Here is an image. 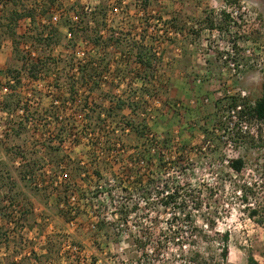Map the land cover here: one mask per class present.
I'll return each mask as SVG.
<instances>
[{
  "label": "rangeland",
  "instance_id": "rangeland-1",
  "mask_svg": "<svg viewBox=\"0 0 264 264\" xmlns=\"http://www.w3.org/2000/svg\"><path fill=\"white\" fill-rule=\"evenodd\" d=\"M263 83L264 0H0V264H264Z\"/></svg>",
  "mask_w": 264,
  "mask_h": 264
},
{
  "label": "trees",
  "instance_id": "trees-1",
  "mask_svg": "<svg viewBox=\"0 0 264 264\" xmlns=\"http://www.w3.org/2000/svg\"><path fill=\"white\" fill-rule=\"evenodd\" d=\"M22 17H23V14L16 13V20L20 19ZM226 17L228 18V17H230V15L227 13ZM209 27L212 30L218 28V26L216 25V23L213 20L209 23ZM11 34H12V36L14 38L16 37V32L14 30L11 31ZM236 107H238V106H236ZM239 112L241 114L240 117H242V118L245 117V115L250 114V116H252V117H254V118H256V119H258V120H260V121H262L264 123V83H263L262 96L255 101L254 105H245L244 107H242L239 110ZM239 125H240V122H239ZM239 132L242 133V135L249 133L247 131H244L241 125H240V131ZM230 165L237 172H241L243 170L244 166H245V162H244V160L242 158H235V159H231ZM186 190L187 189H186L185 186L177 185L176 187H167V188L163 189L162 191H160V193L158 195V196H162L161 206L164 208L165 211L173 209L172 212L174 213V217H173V219H171V221L174 222V224L173 225L171 224L172 227H174V225H176V223L179 220L184 221L186 223L188 221H191V216L186 211V207H187V203L186 202L187 201H186V199H184V197H186V193H188V192H186ZM245 200L247 202L249 199L246 197ZM248 204H250V203H248ZM249 210H250L249 214L253 218H256L261 213L260 212L261 208L258 207V206H255V205H253V207L250 205L249 206ZM141 238L142 237H136L135 240H134V243L136 241L139 244H141L142 240H143ZM176 238L178 239V242L183 244L182 237L178 236ZM224 239H225V241H224V245H223V249H222L223 250L222 251V256H223L224 259H226L227 256H228V251H229L228 245H227V242H228V239H229V234L228 233H226L224 235ZM192 260L194 262H199L198 261V257H194V258H192Z\"/></svg>",
  "mask_w": 264,
  "mask_h": 264
},
{
  "label": "built area",
  "instance_id": "built-area-1",
  "mask_svg": "<svg viewBox=\"0 0 264 264\" xmlns=\"http://www.w3.org/2000/svg\"><path fill=\"white\" fill-rule=\"evenodd\" d=\"M55 19H57V17H55ZM232 50H233V49H232ZM226 58H228V53L224 55V59H226ZM231 65H232V67H233L234 72H236V63L233 62V63H231ZM243 94H246V93L244 92ZM243 96H244V95H243ZM56 103H58V101H56ZM238 108H239V110H240L242 107L239 106ZM233 112H234V114H235V111H233ZM240 125L242 126V128H243L244 131H247V129H248V124H247V121H246V120L240 122Z\"/></svg>",
  "mask_w": 264,
  "mask_h": 264
}]
</instances>
